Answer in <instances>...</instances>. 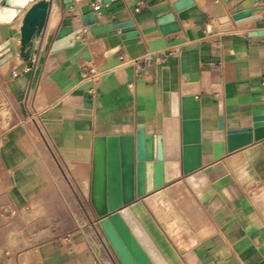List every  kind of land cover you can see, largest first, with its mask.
<instances>
[{
	"label": "crops",
	"instance_id": "obj_1",
	"mask_svg": "<svg viewBox=\"0 0 264 264\" xmlns=\"http://www.w3.org/2000/svg\"><path fill=\"white\" fill-rule=\"evenodd\" d=\"M94 1L68 10L53 2L25 49L24 17L0 23V44L11 39L15 51L0 67L11 76L8 98L18 115L0 133V208L19 214L63 186L77 206L74 216L85 219L86 240L104 237L93 200L99 152L109 165L111 138L133 136L139 126L162 133L163 119L181 110L182 86L197 84L204 164L183 176L194 209L184 213L187 200L168 196L159 219L147 202L154 195L141 201L183 264H264V142L215 157L227 130L252 126L264 110V34H250L264 30V0H194L180 11L176 0H110L93 23L53 50L63 18L79 23ZM171 13L175 21L159 23ZM126 20L133 24L116 28ZM89 67L103 76H88ZM57 249L50 242L35 251L61 264Z\"/></svg>",
	"mask_w": 264,
	"mask_h": 264
},
{
	"label": "water",
	"instance_id": "obj_2",
	"mask_svg": "<svg viewBox=\"0 0 264 264\" xmlns=\"http://www.w3.org/2000/svg\"><path fill=\"white\" fill-rule=\"evenodd\" d=\"M36 0H0V23H10L22 19L28 11L35 5ZM39 0L38 5L40 4ZM50 8L53 2L60 9L68 10L74 7L77 2L82 0H47ZM110 0H103L108 3ZM194 0H176L174 2L175 11L192 4ZM228 1V0H225ZM237 14L235 17L240 18L250 15L252 11ZM48 11V10H47ZM50 11V10H49ZM49 11L41 18V25L37 27V35L41 33ZM95 14L90 11L81 14L80 22L74 24L73 17H64L56 40L53 45V50L59 49L67 45L72 36L78 33L83 26L89 25L95 21ZM229 19L228 16L221 18L224 22ZM175 21V14L171 13L159 20L160 24H166ZM133 24L132 20H126L116 23V28ZM138 32H128L122 34V38L137 35ZM251 35L264 34V30L253 31ZM22 47H29L32 39L24 40L23 27L20 31ZM14 46L11 39L5 40L0 44V64L10 60L14 56ZM24 52L23 55H25ZM198 91L197 84L182 86L181 110L172 116L163 119L162 133L157 136L148 135L143 126H139L136 134L133 136H121L118 139L111 138L112 145L116 147V152L112 154L110 147L109 165L106 163V156L102 151L98 154L99 164L95 171L94 186L106 185L111 179L117 182L121 190V204L118 207L128 205L135 200H144L146 197L153 196L158 192H163L166 195L169 190L177 185H184V178L189 177L195 171L203 167V147L204 140L202 134V119L200 115L199 102L195 99V93ZM129 137L132 139V154L130 161L125 159L123 139ZM151 138V139H150ZM151 140V141H150ZM115 141V142H114ZM264 142V110L262 113L253 116V124L250 127L231 129L226 131V137L220 142L219 150L215 154L216 158L221 157L226 152L231 153L255 142ZM112 154V159H111ZM117 163L114 169L112 162ZM113 173H110V170ZM108 171V177L105 178L103 172ZM127 182L131 187V195L127 196ZM93 186V188H94ZM96 193L93 190V200L95 203ZM117 207V208H118ZM115 208V209H117ZM115 209L108 212L100 213L102 216L100 224L104 232L103 218ZM107 234V233H106ZM108 236V235H107ZM114 250L123 264L116 245L109 238Z\"/></svg>",
	"mask_w": 264,
	"mask_h": 264
},
{
	"label": "rangeland",
	"instance_id": "obj_3",
	"mask_svg": "<svg viewBox=\"0 0 264 264\" xmlns=\"http://www.w3.org/2000/svg\"><path fill=\"white\" fill-rule=\"evenodd\" d=\"M10 77L0 67V133L18 121L8 98ZM51 195L47 203L36 204L19 214L0 208V264H50L52 261L47 256L35 251L50 242H56L57 260L61 264H123L106 235L99 234L97 238L94 234L91 241L86 240L87 236L80 230L85 219L74 216L77 206L71 203L63 186ZM90 206L87 203L89 209ZM87 226L88 232L91 223ZM72 232L76 233L74 241H71ZM25 250L31 255L25 257L22 254Z\"/></svg>",
	"mask_w": 264,
	"mask_h": 264
},
{
	"label": "bare ground",
	"instance_id": "obj_4",
	"mask_svg": "<svg viewBox=\"0 0 264 264\" xmlns=\"http://www.w3.org/2000/svg\"><path fill=\"white\" fill-rule=\"evenodd\" d=\"M47 2V0H41L39 5L38 3H35V5L24 16L21 27H23L25 42H27L29 38H32V36L37 32L36 28L41 25V18L45 16L48 12L47 10H49ZM123 145L125 159L130 161L132 154V139L129 137H124ZM111 152L112 154L116 152V147L114 145L111 146ZM110 173H113L112 169L110 170ZM103 175L105 178H107L108 171L103 172ZM103 183L104 182H102V185L99 187L94 186L93 188L94 192L96 193L95 206L100 213L108 212L117 208L121 204V190L120 186L117 185V182L111 179L104 186ZM126 188L127 196H130L131 187L129 186L128 182ZM168 196H171L176 200H187H183L185 202L184 210H186L184 213L187 211L192 212V209H194L193 205H195V203H193V197L187 190L185 184H177L169 190L167 195L163 192H159L153 197L147 199V202L154 208L157 215L159 216V219L161 218L160 212L162 210L160 208L162 206L161 202L164 199L168 200L170 198H168ZM181 208L183 207L181 206ZM102 222L107 233H105L106 237L108 240L110 238L116 245L117 250L125 264H183L179 255L174 250L143 201L135 200L128 205L118 207L109 213V215L105 216Z\"/></svg>",
	"mask_w": 264,
	"mask_h": 264
},
{
	"label": "built area",
	"instance_id": "obj_5",
	"mask_svg": "<svg viewBox=\"0 0 264 264\" xmlns=\"http://www.w3.org/2000/svg\"><path fill=\"white\" fill-rule=\"evenodd\" d=\"M102 5H103V0H95L93 2V5H92V12L97 15L101 12V8H102ZM179 49L178 48H172L170 50V53H176L178 52ZM86 74L96 80H99L102 76H103V73L101 71H98L96 70L95 68L93 67H89L88 68V71L86 72ZM264 83V81H263Z\"/></svg>",
	"mask_w": 264,
	"mask_h": 264
}]
</instances>
